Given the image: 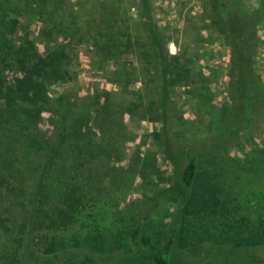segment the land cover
<instances>
[{
    "label": "trees",
    "instance_id": "trees-1",
    "mask_svg": "<svg viewBox=\"0 0 264 264\" xmlns=\"http://www.w3.org/2000/svg\"><path fill=\"white\" fill-rule=\"evenodd\" d=\"M3 1L0 233L13 254L0 258V264H87L81 257L69 261L76 253L69 247H84L93 254L91 264H103L100 257L123 251L137 238L142 255L123 251L125 256L108 264H177L183 251L202 245L204 260L213 255L224 264H264V215L231 210L226 191L241 180L244 163L228 149L222 153L227 141L254 140L250 125L264 119V81L255 66L261 11L242 0H203L205 14L230 48L231 103L224 112H207L215 143L203 139L191 148L175 131L182 130L184 120L173 113L171 94L176 89L197 92L191 88L202 82L196 78V61L167 49L164 30L152 19L151 0H136L142 18L137 28L129 9L113 0L101 4L103 16L88 26L84 45L101 68L107 70L112 62L114 70L102 75L112 85L93 95L80 87L78 73L71 69L72 62L80 64L81 42L71 23V33L62 22L53 26L52 34L59 32L61 40L48 53L39 50L38 38L30 36L26 25L50 6L61 10L65 0ZM68 83L74 86L57 95L51 91L53 85ZM130 117L158 126L152 136L172 173L161 174L157 159L143 161L137 148L126 157L137 137L127 126ZM130 175L147 185L165 183L159 195L175 204L172 217L155 202L158 220L143 208V217L126 215L122 226L115 227L107 219L108 208L115 189ZM247 195L263 203L262 191L251 189ZM17 210L22 221L10 229ZM77 223L76 231L70 230ZM183 260L193 261L191 256Z\"/></svg>",
    "mask_w": 264,
    "mask_h": 264
},
{
    "label": "rangeland",
    "instance_id": "rangeland-1",
    "mask_svg": "<svg viewBox=\"0 0 264 264\" xmlns=\"http://www.w3.org/2000/svg\"><path fill=\"white\" fill-rule=\"evenodd\" d=\"M2 1L0 0V3L6 4V1ZM108 1L65 0L61 10H55L57 5L55 4L53 7H48L45 15L35 13V17L26 24L31 27L30 36L38 38L39 50L48 53L52 43L61 40L59 32L52 34L55 31V29L51 31L54 28L53 26L62 22L64 28L71 33L69 29L71 23L76 37L81 40L78 49L80 64L75 65L72 62L71 69L77 71L78 84L89 95H93L97 88L101 91L103 85H112L111 83L105 84L102 75L103 71L114 70L112 68L113 63H109L107 70L101 68L98 63L91 59V52L88 50L89 46L87 44L84 45L88 26L94 19L99 20L103 16L101 4ZM113 1L119 5L121 4L123 8L129 9L130 22L134 28L141 26L142 18L139 14V6L136 0ZM242 2L251 8L261 11L257 24L259 41L255 66L264 81V0H242ZM151 8L153 21L159 29L164 30L169 52L173 55H182L185 58L192 59L194 62L196 61V78L202 82V84L199 83L191 88V92L194 89H197V92L189 93L186 91L184 93L181 89H176L171 94V99L175 103L173 113L177 114L178 112L183 116L184 120L182 130L175 129V131L178 137L184 139L191 148L199 141H203V139L212 145L218 138H215L214 131L210 129V119L207 112L210 109L214 113L224 112L231 103V96L227 91L229 45L225 41L224 35L220 32V28L215 27L216 25L211 22V17L205 14L203 0H151ZM124 59L126 61L133 60L131 56H125ZM73 86V83L56 84L52 86L51 91L57 95ZM203 87L208 88L211 93L203 90ZM131 89H134V87ZM259 122H254L250 125V134H252L254 140L252 138H243L241 144L231 140L223 144L225 149L222 153H225L228 149L232 157L240 159L244 163V165H240L241 168L242 166L244 167L243 170L245 171L241 174V180L238 182L233 181V187L226 191V195L232 200L230 204L231 210L239 215H264V119ZM127 126L137 137L136 141L129 146L126 157L129 158L130 154L137 148L142 154L143 161L148 157L157 159V167L161 174L169 175L172 173V168L164 164L162 150L152 136L153 131L157 130L158 126L152 122H141L136 117H130ZM138 170L140 171L141 169L138 168ZM125 181L115 189L117 195L115 194L114 196L113 206L108 208L107 219L109 218L115 227L118 226L119 228L122 226L126 215L132 217L136 213L138 216L143 217V208L146 214L149 213L158 220L159 212L154 205L155 202H159L163 212H167L169 217H172L175 204L159 195L162 188L166 187L165 183L147 185V181L143 183V180L141 181L136 175H130ZM226 186L227 184L224 183L223 187L227 190ZM251 189L260 193L262 191L263 203H256V197L246 196V193ZM151 209L152 211H150ZM15 213L16 218L11 217V222L8 223L10 229L14 228L13 222L21 223L22 221V212L17 210ZM169 219H167V222H169ZM131 224L132 222L128 223V225ZM77 226L78 223L74 224L70 230L75 232ZM137 226L138 224L136 223L135 227ZM138 230L143 233V228H138ZM138 243L142 244L138 241V238L133 244L129 242L128 247H125L123 251L132 250L131 253L134 255H142L143 244L138 246ZM205 247L202 245L190 251H183L182 256L177 259V264H186L183 259L188 256H191L193 260L191 264H224V262H218L219 258L213 255L204 260L202 255L206 252ZM67 250L76 252L74 255H69L67 258L69 261H76L81 257V262L84 261L87 264H91L90 259L93 258V254L88 249L84 247H69ZM123 251L112 252L107 257H100V259L103 260V264L113 263L125 256ZM216 252L220 253L219 250ZM11 254L13 253H10V248L6 245V237L0 233V258ZM188 261L187 259V263L190 262ZM232 264L241 263L234 262Z\"/></svg>",
    "mask_w": 264,
    "mask_h": 264
}]
</instances>
